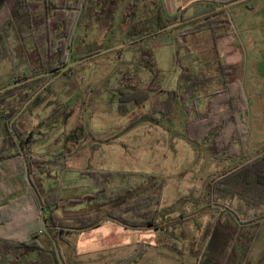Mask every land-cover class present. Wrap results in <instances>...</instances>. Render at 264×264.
Wrapping results in <instances>:
<instances>
[{
  "label": "trees",
  "instance_id": "1",
  "mask_svg": "<svg viewBox=\"0 0 264 264\" xmlns=\"http://www.w3.org/2000/svg\"><path fill=\"white\" fill-rule=\"evenodd\" d=\"M233 1L236 0L198 1V11L190 17H184L182 13L166 15L162 9L149 21L128 24L124 43L131 45L154 38L177 22H186L173 29L182 37L208 31L215 52L217 75L211 77L204 72L203 61H200L199 68L196 67L199 60H192V53L182 55L187 48L179 39L175 51L180 68L177 88L155 89L154 81L148 87H141L134 82L131 72H119L121 76L115 88L118 116L129 115L131 104L141 106L164 94L161 100L139 111L125 131L143 121L160 124L172 120L180 103L187 107L191 102L194 109L197 95L217 78L220 91L211 94L204 113L193 110L195 116L186 122V134L189 133L191 143L207 146L215 157L239 154L236 147H243L249 133V103L241 80H230L231 68L236 64L221 53L218 44L221 38L230 35L232 19L228 11L223 10L188 22ZM98 3L97 0H0V59L11 62L14 71L9 80L0 83V89L65 66L71 48L73 56L75 25H80L86 14L92 17L98 11ZM98 53L100 51H91L87 57ZM18 60L23 64L22 70H19ZM207 62L210 61L203 65ZM70 73L71 69L63 76ZM52 77H43L0 94L3 131L0 148V264H59L46 228L60 250L69 243L72 234L90 233L108 222L139 232L164 228L159 220L166 187L164 176L67 168L68 154L72 151L67 142L85 138L81 127L62 134L57 142L49 144L46 154H34L37 144L47 141L59 124L66 125L72 114L68 104L59 99L51 104L47 118L32 130L19 126V120L26 118L30 110L44 100L52 86L11 126V120L23 105ZM190 130H193V136ZM103 143L109 142L104 140ZM54 150L57 155L52 154ZM26 167L33 186L28 182ZM60 168L63 172L76 173V177L67 180L60 175L54 176ZM68 182L70 186H67ZM76 189L84 193L66 201L62 199L64 191ZM129 194L133 195L132 198L121 205L103 212H87L88 205L104 207ZM210 195L216 204L224 207L229 218L218 217L209 228L202 246L195 253L197 264H248L261 226L248 228L242 217L256 220L264 217V153L228 169L220 178L210 182ZM233 200L238 204L230 208ZM171 252L183 254L176 250ZM64 263L68 264L65 259Z\"/></svg>",
  "mask_w": 264,
  "mask_h": 264
},
{
  "label": "rangeland",
  "instance_id": "2",
  "mask_svg": "<svg viewBox=\"0 0 264 264\" xmlns=\"http://www.w3.org/2000/svg\"><path fill=\"white\" fill-rule=\"evenodd\" d=\"M97 1L98 11L93 13L94 16L86 14L77 26L72 61L74 58H87L91 51L101 52L124 46L71 68L70 75L57 79L51 85V92L18 124L22 129L32 130L47 118L51 104L59 99L64 100L72 110L68 123L59 124L47 141L39 142L34 154H46L49 144L57 142L62 134L81 127L85 138L67 142L72 148L68 154L67 168L74 171L97 169L164 176L166 187L159 218L164 228L139 232L108 222V226L100 231L109 232L106 242H99L101 246L98 243L82 245L76 234H72L69 243L63 245L62 249H66L69 257H72L75 246L81 252H87L86 257L77 258V264H197L195 253L202 246L209 228L218 217L223 220L229 218L224 207L213 201L210 182L220 178L228 169L264 153V0H248L227 9L232 19L230 35L221 38L218 43L221 53L236 64L231 68L230 80H241L249 103V133L243 147H236L239 154L234 157H215L207 146L191 143L189 133L186 134V122L194 118V111L204 113L211 94L220 91L221 84L217 78L197 95L194 109L191 102L187 107L180 103L170 121L160 124L143 121L125 131L139 111L161 100L164 94L155 96L141 106L131 104V113L127 116L117 115L115 88L119 84L121 71L131 72L134 82L141 87L150 86L152 81L155 82V89L178 87L180 68L175 52L178 39L187 48L181 52L182 55L192 53V60H199L196 61L198 68L200 61H210L206 65L202 63V69L211 77L217 75L215 52L208 31L182 37L171 30L139 44L124 43L128 24L149 21L162 9L166 15L182 13L184 17H190L198 11V1L208 0ZM18 63L19 70H22L23 64L19 60ZM13 72L11 62L0 59V83L9 80ZM1 125L0 121V148L3 145ZM190 132L193 136V130ZM104 140L109 143H103ZM53 153L57 155V150ZM58 175L67 180L76 177V173L63 172L62 168L54 173V176ZM70 185L68 182L67 186ZM81 193L84 191L66 190L62 193V199L66 201ZM132 196L129 194L104 207L88 205L87 212H103L125 203ZM237 204L238 201L233 200L230 208ZM242 219L247 221L248 228L261 226L248 264H264V217L256 220L243 216ZM100 232L95 233L97 239H101ZM116 241L124 244L111 251L103 250L115 245ZM173 250L183 254H175L171 252Z\"/></svg>",
  "mask_w": 264,
  "mask_h": 264
},
{
  "label": "water",
  "instance_id": "3",
  "mask_svg": "<svg viewBox=\"0 0 264 264\" xmlns=\"http://www.w3.org/2000/svg\"><path fill=\"white\" fill-rule=\"evenodd\" d=\"M248 0H236V1H233L227 5H223V6H220L218 8H216L215 10L211 11V12H208L206 14H203V15H200V16H197V17H194L190 20H188V22H191V21H194L198 18H201V17H204V16H207V15H210V14H213V13H216V12H220V11H223V10H227L237 4H241L242 2H246ZM186 22H177V23H174V24H171L169 26H167L166 28L163 29V31H170V30H173L174 28L178 27V26H181V25H184ZM77 26H78V23L75 25L74 27V31H73V35L75 34L76 32V29H77ZM124 45H120V46H115V47H112V48H109L107 50H104V51H101L100 53L98 54H94L90 57H87V58H83V59H80V60H76V61H72V48L70 49L69 51V59H68V62L65 66L61 67L60 69L58 70H54V71H51V72H47V73H43V74H40V75H37L35 77H32V78H29L27 80H24L22 82H15L13 84H10L2 89H0V94H3L7 91H10V90H13L17 87H20L22 85H26V84H29L33 81H36L40 78H43V77H50V76H53L41 89H39L24 105L23 107L18 111V113L13 117V119L11 120V126L14 125V123L26 112V110L30 107V105L41 95L43 94V92L49 87L51 86L57 79H59L60 77H62L67 70L73 68L74 66L80 64V63H83L87 60H90L92 58H95L99 55H102V54H106L110 51H115V50H119L123 47ZM18 139V138H17ZM19 141V139H18ZM26 173H27V179H28V182L31 186H33V183L30 179V175H29V169L26 167ZM46 231H47V234L48 236L50 237L51 241H52V244L54 246V250L56 252V255H57V258H58V261H59V264H65L64 263V260H63V256H62V253H61V250H60V247L57 243V241L55 240V238L51 235V233L49 232V229L46 228Z\"/></svg>",
  "mask_w": 264,
  "mask_h": 264
},
{
  "label": "crops",
  "instance_id": "4",
  "mask_svg": "<svg viewBox=\"0 0 264 264\" xmlns=\"http://www.w3.org/2000/svg\"><path fill=\"white\" fill-rule=\"evenodd\" d=\"M106 226H108V224L106 223L103 227H101V228H99V229H97V230H94L93 232H90V233H75L76 234V236H77V240H78V242L80 243V244H82V245H84V244H87V243H91V244H96L97 245V243L100 245V241L102 240L103 241V243L102 244H104V242H106L105 240H106V238H107V235H109V232H104V233H101L100 231L101 230H103L104 229V227H106ZM117 226V225H116ZM118 227V226H117ZM96 232H100V235H101V239H97L96 238V236L97 235H95V233ZM74 234V235H75ZM118 235V234H117ZM115 239H117V236H116V238ZM121 241V240H120ZM116 244L115 245H113V246H111V247H106V248H103V250L104 251H111V250H114V248H118V247H120V246H122L124 243L123 242H118V241H116L115 242ZM101 246V245H100ZM75 249L72 251V257H71V255H70V257H69V254H67L66 252V249L64 248V249H62V254H63V256H64V259L66 260V262L68 263V264H71V261H73V263L72 264H77L78 262H77V258H82V256L83 257H86L87 255H88V253L87 252H81L76 246L74 247ZM77 250V251H76ZM78 252V253H77ZM79 256H81V257H79ZM113 259V257H110V259ZM111 259V260H112Z\"/></svg>",
  "mask_w": 264,
  "mask_h": 264
}]
</instances>
